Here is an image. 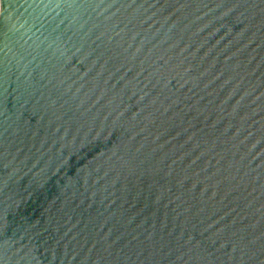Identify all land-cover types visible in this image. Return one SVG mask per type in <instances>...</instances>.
<instances>
[{
	"label": "water",
	"instance_id": "water-1",
	"mask_svg": "<svg viewBox=\"0 0 264 264\" xmlns=\"http://www.w3.org/2000/svg\"><path fill=\"white\" fill-rule=\"evenodd\" d=\"M0 264H264V0H0Z\"/></svg>",
	"mask_w": 264,
	"mask_h": 264
}]
</instances>
